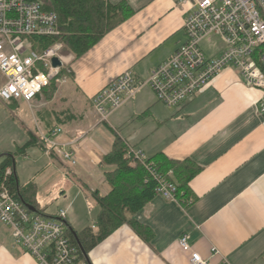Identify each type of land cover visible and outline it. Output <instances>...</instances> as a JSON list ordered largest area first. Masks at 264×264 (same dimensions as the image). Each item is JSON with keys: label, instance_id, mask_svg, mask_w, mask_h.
Listing matches in <instances>:
<instances>
[{"label": "crops", "instance_id": "crops-1", "mask_svg": "<svg viewBox=\"0 0 264 264\" xmlns=\"http://www.w3.org/2000/svg\"><path fill=\"white\" fill-rule=\"evenodd\" d=\"M130 4L134 13L80 57L64 52L66 75L59 84L51 82L29 102L16 101L14 108L26 133L58 126L62 132L57 140H77L78 166L62 173L73 177L84 196L86 191L107 193L100 162L115 138L102 130L93 135L100 124L91 97L127 69L146 78L185 40L189 4L179 0ZM145 88L110 115L115 130L110 129L115 134L121 130L125 143L147 157L162 154L197 164L200 170L188 185L193 201L183 208L155 195L134 215L151 230L150 241L123 225L90 251V263L191 264L190 253L177 242L186 232L192 249L203 257L212 248L218 251L209 264H218L223 257L228 264H264L262 90L247 85L232 66L222 68L177 108L167 107ZM50 163L58 165L55 158ZM87 205L91 209L95 203L91 199ZM0 264H37L14 244L6 226H0Z\"/></svg>", "mask_w": 264, "mask_h": 264}, {"label": "built area", "instance_id": "built-area-1", "mask_svg": "<svg viewBox=\"0 0 264 264\" xmlns=\"http://www.w3.org/2000/svg\"><path fill=\"white\" fill-rule=\"evenodd\" d=\"M189 4L183 24L184 42L173 54L153 68L146 78L136 77L129 69L117 75L91 97L98 124L109 123L112 113L130 101L141 89L149 87L156 98L170 108H177L202 91L222 68L232 66L244 82L262 90L264 95V0H179ZM57 16L44 10L37 0H0V100L29 102L43 88L58 78L63 66V45L60 42L37 52L30 49L27 37L57 36ZM209 36L218 37L221 46L207 55L201 43ZM57 57L60 67L52 66ZM264 129V97L259 104ZM61 127L49 132L36 128V136L47 156H58L64 163H78L77 140L59 141ZM129 165L145 166L156 181L155 192L166 200L176 199L175 184L156 172L141 149L129 146ZM66 213L56 217L29 213L27 209L0 187V223L11 231L13 242L23 247L37 264H74L77 254L66 235ZM179 247L190 253L191 264H209L208 257L193 250L189 235L177 239ZM218 264H228L224 257Z\"/></svg>", "mask_w": 264, "mask_h": 264}, {"label": "trees", "instance_id": "trees-1", "mask_svg": "<svg viewBox=\"0 0 264 264\" xmlns=\"http://www.w3.org/2000/svg\"><path fill=\"white\" fill-rule=\"evenodd\" d=\"M37 1L41 2L44 10L56 14L59 34L27 37L30 49L41 52L55 42H60L74 58L84 54L108 31L133 13L124 0L117 3L108 0ZM65 75L66 70L61 66L58 77L63 78ZM15 103L13 101L12 105L15 106ZM32 146L44 151L37 136L27 133V140L16 150L0 154V187L4 185L9 194L29 213H32L29 209L32 206L36 209L35 215L56 217L57 213L45 214L42 211L37 200L35 179L20 183L15 172L16 155L27 156V150ZM129 153V145L119 135H115L110 151L102 156L100 162L107 193L86 191L98 207L94 224L76 230L66 221V235L77 254L74 264H91L90 251L123 225L130 226L146 242L152 237L151 230L135 219L134 215L156 195V181L143 164L137 163L134 167L129 165ZM147 161L156 172L175 184L177 202L187 208L193 201L188 187L189 181L198 173L200 167L191 160L169 159L162 154L148 157Z\"/></svg>", "mask_w": 264, "mask_h": 264}, {"label": "rangeland", "instance_id": "rangeland-1", "mask_svg": "<svg viewBox=\"0 0 264 264\" xmlns=\"http://www.w3.org/2000/svg\"><path fill=\"white\" fill-rule=\"evenodd\" d=\"M108 1L112 2L111 0ZM118 1L121 0L112 3ZM124 1L133 10L130 0ZM220 46L221 41L215 36H209L201 43V47L208 56L218 51ZM58 78L60 79V77ZM2 81L0 75V85ZM52 82L53 84H59L60 81L53 80ZM145 89H149V87ZM12 102L5 103L0 100V154L16 150L18 146H21L27 140V133L16 118L15 106L12 105ZM109 121L108 124L99 123V129L95 130L93 135L101 130L111 139V136L114 138L116 134L119 135L122 131H117L115 134V124L110 118ZM110 128H114V130ZM48 157L51 160L55 158L59 168L50 163ZM53 158L40 151L37 146L29 147L27 156L16 155L15 172L20 183L35 179L37 183V200L45 214H56L59 210H64L67 217L66 221L77 230L94 224L98 207L94 206L89 209L87 204L91 201L90 195L84 196L73 177L70 179L62 173L65 170H73L76 166H69L56 155ZM0 226L5 225L0 223Z\"/></svg>", "mask_w": 264, "mask_h": 264}, {"label": "water", "instance_id": "water-1", "mask_svg": "<svg viewBox=\"0 0 264 264\" xmlns=\"http://www.w3.org/2000/svg\"><path fill=\"white\" fill-rule=\"evenodd\" d=\"M67 51V48H63V52ZM51 63H52V66L54 67H60L62 64H61V61L57 58V57H53L52 60H51ZM29 209L32 211V212H35L36 209L33 208L32 206H29Z\"/></svg>", "mask_w": 264, "mask_h": 264}]
</instances>
